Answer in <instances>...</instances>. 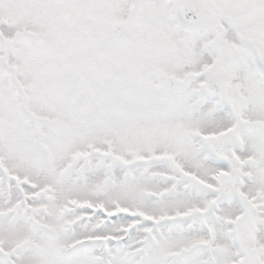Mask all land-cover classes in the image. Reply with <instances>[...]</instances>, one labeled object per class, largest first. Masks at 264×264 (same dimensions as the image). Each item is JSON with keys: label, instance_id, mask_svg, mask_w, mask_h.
Returning <instances> with one entry per match:
<instances>
[{"label": "snow or ice", "instance_id": "6c2138e0", "mask_svg": "<svg viewBox=\"0 0 264 264\" xmlns=\"http://www.w3.org/2000/svg\"><path fill=\"white\" fill-rule=\"evenodd\" d=\"M0 264H264V0H0Z\"/></svg>", "mask_w": 264, "mask_h": 264}]
</instances>
